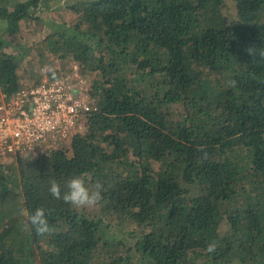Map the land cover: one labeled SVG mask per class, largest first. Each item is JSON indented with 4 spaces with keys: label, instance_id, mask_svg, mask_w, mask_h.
<instances>
[{
    "label": "trees",
    "instance_id": "trees-1",
    "mask_svg": "<svg viewBox=\"0 0 264 264\" xmlns=\"http://www.w3.org/2000/svg\"><path fill=\"white\" fill-rule=\"evenodd\" d=\"M49 4L0 0L2 93L25 78L4 32ZM69 7L35 45L77 63L97 106L64 144L0 158V264H264V62L247 52L264 48V0ZM76 177L102 186L93 211L49 194ZM37 208L50 235L27 226Z\"/></svg>",
    "mask_w": 264,
    "mask_h": 264
},
{
    "label": "built area",
    "instance_id": "built-area-1",
    "mask_svg": "<svg viewBox=\"0 0 264 264\" xmlns=\"http://www.w3.org/2000/svg\"><path fill=\"white\" fill-rule=\"evenodd\" d=\"M73 65L64 74L44 73L0 96V158L53 147L82 126L83 114L97 103L88 92L86 72Z\"/></svg>",
    "mask_w": 264,
    "mask_h": 264
},
{
    "label": "rangeland",
    "instance_id": "rangeland-1",
    "mask_svg": "<svg viewBox=\"0 0 264 264\" xmlns=\"http://www.w3.org/2000/svg\"><path fill=\"white\" fill-rule=\"evenodd\" d=\"M12 1V0H11ZM78 0H48L50 7L43 11V20H53V21H65L72 22L75 19V14L73 10L69 7V4ZM12 3V2H10ZM3 4V3H2ZM4 8H11V4H3ZM42 19H31L29 17H24L19 21V27L16 32L10 33L6 30L3 37L9 40L10 46L6 48L12 51L22 52L19 61V70L24 75V83L29 84L35 78H41L44 73L49 75V70H55L58 75L61 73H66L73 70V61L68 62L66 58H56L48 51H44L43 54L40 52V48L35 45L39 39L46 32L48 27ZM89 82L91 79L88 77ZM4 94L0 91V96ZM65 143V142H64ZM64 143H59L64 144ZM67 146V144L65 145ZM4 164L10 165L15 160V154H10L7 157L2 158ZM86 209L93 211L95 206L85 207Z\"/></svg>",
    "mask_w": 264,
    "mask_h": 264
},
{
    "label": "clouds",
    "instance_id": "clouds-1",
    "mask_svg": "<svg viewBox=\"0 0 264 264\" xmlns=\"http://www.w3.org/2000/svg\"><path fill=\"white\" fill-rule=\"evenodd\" d=\"M248 54L256 57L257 62H264V48L256 46L247 49ZM230 87L236 86L235 80L227 81ZM66 190L61 191V186L56 181H50L48 192L56 200H62L65 204H69L75 208L91 207L98 204L101 199V185L97 183L94 188L90 189L84 181L78 177L70 179L66 184ZM24 215V212H21ZM27 226L39 236L50 235L53 232L50 226L46 212L43 208H37L27 217ZM217 242L211 241L207 244L205 251L209 254L216 250Z\"/></svg>",
    "mask_w": 264,
    "mask_h": 264
}]
</instances>
